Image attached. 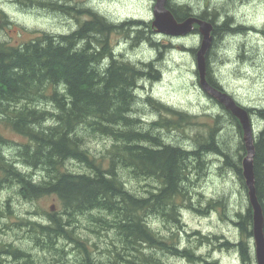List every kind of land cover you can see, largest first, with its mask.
Wrapping results in <instances>:
<instances>
[{
	"label": "trees",
	"instance_id": "16d2710c",
	"mask_svg": "<svg viewBox=\"0 0 264 264\" xmlns=\"http://www.w3.org/2000/svg\"><path fill=\"white\" fill-rule=\"evenodd\" d=\"M22 2L61 14H69L77 6L70 0ZM167 5L178 20L195 12L191 6L171 0ZM87 14L89 17L68 33L37 31L19 43L0 41V189L10 188L32 205L46 195L57 197L59 208L49 209L47 216L34 208L27 216H18L16 225L25 227L29 239L43 251L50 249L55 254L60 248L63 264H163L160 251L191 259L193 252L177 250L173 235L162 237L151 227L150 219L154 218L151 215L160 216L157 218L166 223L180 224L178 211L188 205L186 185L193 171L203 172L211 155L223 158L225 164L231 162L220 140V116H211L206 132H194L193 146L170 143L161 129L186 131L195 121L194 115L147 97L156 110L163 109L169 116L161 114L158 120L144 122L134 107L138 101L133 91L139 79L158 70L153 62L136 63L123 54L114 55L111 46L112 33L130 42L144 39L157 46L150 24L138 19L112 23L103 15ZM199 14L214 24L213 45L230 17L217 24L218 13L205 10ZM10 23L4 13L0 14V28ZM232 23L234 27H224L221 32L246 29ZM190 50L195 55L196 48ZM210 52L207 77L212 85L222 88L212 76ZM256 114L264 122V109ZM232 119L241 132L237 120ZM1 128L25 140L8 138ZM80 133L83 141L86 136H102L110 139L111 146L105 154L95 155L88 146L82 148ZM241 148L245 150L243 142ZM254 148L255 188L264 215V126L255 137ZM74 161L80 169H72L69 163ZM237 172L245 187L241 166ZM129 179L136 181V188L128 186ZM149 179L159 191L152 184L154 192L150 190ZM13 214L12 198L8 197L0 202V226ZM242 218L251 225L245 231L252 236L250 206ZM3 225L8 227V223ZM100 226L113 235V242L111 237L104 249L115 254V259L103 256L98 242L79 240L82 235L76 229L100 234ZM70 243L78 247L77 252H68ZM238 251L243 264H253L248 242L241 241ZM0 264L44 263L22 247L0 243Z\"/></svg>",
	"mask_w": 264,
	"mask_h": 264
},
{
	"label": "rangeland",
	"instance_id": "374dc122",
	"mask_svg": "<svg viewBox=\"0 0 264 264\" xmlns=\"http://www.w3.org/2000/svg\"><path fill=\"white\" fill-rule=\"evenodd\" d=\"M22 1L0 0V14L4 13L11 22L5 28H0V41L19 43L29 39L37 31L68 33L76 29L80 21L89 17L87 11L78 9L79 6L91 7L97 11L96 14L100 16L101 13L112 22L132 18L149 23L151 27L153 19L154 0H70L77 6L69 14L26 6ZM171 1L190 5L195 14L205 10L210 13L216 12L218 13L217 24H222L225 17H230L235 25L246 28L236 33H222L224 27L227 29L234 27L231 22H228L227 26H222L215 36V43L209 50L211 51L209 64L212 76L239 103L248 108H264V33H262L264 32V0ZM247 27L256 28V30ZM153 36L159 45L154 46L147 41L130 42L119 33H112L110 37L112 49L116 54H123L126 59L136 63L153 62L158 70L157 80L143 81L141 88L137 90L139 97L134 106L137 108V115L146 123L158 120L161 114L168 118L169 115L163 109L156 110L150 102H147V96H151L160 104L194 115L195 121L186 131L185 129H175L170 132L161 129L160 131L164 138L171 141L170 143L186 148L194 145V137L191 138L194 132H206L211 116L218 113L220 140L231 160L225 164L223 158L211 155L209 159L207 158L209 162L203 172L199 171L196 174L193 171L194 174L190 175L186 185L190 191L188 205H183L179 209L180 224L166 223L157 218L160 216L151 215L154 218L150 219V224L156 232H159L162 237L173 235V240L176 241L179 249H187L194 253V256H190L191 259H189L183 255L160 251L159 258L163 264H205L203 259L217 260L219 264H243L238 244L244 241L248 242L249 254L253 264H256L253 240L245 231L249 230L251 225L237 215L238 213L247 214L248 208L247 192L237 172V166H240L245 155V150L241 148L242 132H239L237 125L233 122L231 113L222 109L220 104H216L199 86L195 55L190 49L199 46L200 35L197 32H191L184 36H170L155 32ZM169 45L172 47L164 51V48ZM252 120L254 134L257 136L264 122L257 114L252 115ZM1 131L10 139L25 140L11 130L1 128ZM80 134L82 148L88 146L95 155L105 154V149L111 146L108 138L86 136L83 141L84 134ZM69 165L72 169L81 168L76 161ZM149 182L151 191L154 189L159 191L160 188L155 185L153 179H149ZM128 186L136 188L137 183L129 179ZM8 197L12 198L14 214L7 219V222H4L8 223V227H5L4 223L0 226V243L22 247L44 264H63L65 258L62 254L59 255L60 248L55 251V254L50 249L43 251L29 239L25 227L22 229L16 225L19 221L18 216H27L26 212L34 208L44 216H47L46 212L59 208L60 203L57 197L46 195L32 205L15 195L12 189H0V202ZM104 228L99 227L100 234L87 229L85 232L82 228L76 230L82 235L79 239L81 242L85 240L86 243L98 242V251L102 250L103 256L115 259V254L104 249L109 245L111 237L113 242V235L106 233ZM225 241L239 243L237 246H227ZM67 246L68 252L78 251L76 245L70 243Z\"/></svg>",
	"mask_w": 264,
	"mask_h": 264
},
{
	"label": "water",
	"instance_id": "95a60500",
	"mask_svg": "<svg viewBox=\"0 0 264 264\" xmlns=\"http://www.w3.org/2000/svg\"><path fill=\"white\" fill-rule=\"evenodd\" d=\"M168 0H155L152 8L153 19L151 28L154 32L166 35L184 36L196 29L200 34V44L195 52V65L199 86L211 99L216 100L226 110L232 113L239 121L242 137L246 147L243 159L244 183L248 189L249 202L253 209L252 234L255 244V262L264 264V216L262 206L258 199L252 158L254 148L253 120L248 112V107L241 105L224 88L212 85L207 77V54L212 47L213 25L211 22L191 14L178 20L167 5ZM196 25V26H195Z\"/></svg>",
	"mask_w": 264,
	"mask_h": 264
},
{
	"label": "bare ground",
	"instance_id": "6f19581e",
	"mask_svg": "<svg viewBox=\"0 0 264 264\" xmlns=\"http://www.w3.org/2000/svg\"><path fill=\"white\" fill-rule=\"evenodd\" d=\"M190 6V5H189ZM84 11H87V13L88 12H93V13H97V11L95 10L94 11V9L93 8H91V7H84V8H82ZM193 14H195V13H193ZM197 17H201L200 16V14H195ZM100 16H102V14L100 13ZM105 17V16H104ZM106 18V17H105ZM226 18V17H225ZM132 19V18H131ZM202 19V18H201ZM106 20L108 21V19L106 18ZM126 20H128V19H126ZM133 20H137V19H133ZM125 21V20H124ZM207 21H209V20H207ZM110 22H112V21H110ZM122 22V21H121ZM210 22V21H209ZM229 22H231L232 23V21H231V19H230V21ZM112 23H119V22H112ZM213 25V30H214V24H212ZM196 26V25H195ZM234 26V25H233ZM78 28V27H77ZM251 30H256V28H251ZM193 32H197L198 34H199V31L196 29V27H195V29L193 30ZM259 33H260V31H259ZM200 35V34H199ZM171 36H174V35H171ZM154 38V37H153ZM142 41H146V40H142ZM141 41V42H142ZM154 41H156V43H158L157 42V40H156V38H154ZM148 42V41H147ZM149 43V42H148ZM112 45V44H111ZM158 45H159V43H158ZM172 47V46H171ZM171 47H168V49H170ZM197 49V48H196ZM114 51L112 50V53H113ZM114 55L116 54L115 52L113 53ZM106 63L108 64H110V62L109 61H106ZM156 69V68H155ZM158 72V71H157ZM157 72L155 73V71H152L151 73L152 74H147L146 76H144V77H142V79H139L138 80V82H137V87L134 89V91H133V93H134V95H136L137 97H139L138 96V93H137V90L138 89H140L141 88V83L143 82V81H146V80H148V81H155V80H157L158 78H159V74H157ZM140 86V87H139ZM147 97H150L151 98V101H156L155 99H153L151 96H147ZM217 103V102H216ZM219 104V103H218ZM241 104V103H240ZM242 105V104H241ZM224 108V107H223ZM225 109V108H224ZM260 109H264V108H256V107H254V108H248V112H249V114L251 115V118H252V115L253 114H256V111L257 110H260ZM228 111V110H227ZM231 115L237 120V122H238V124H239V121H238V119L231 113ZM240 126V125H239ZM242 137V136H241ZM242 139V142H243V144H244V149H245V155H246V147H245V143H244V140H243V137L241 138ZM173 144V143H172ZM178 145V144H177ZM244 155V156H245ZM244 156H243V158H242V160H241V172H242V177H243V159H244ZM254 157V156H253ZM252 161H253V158H252ZM253 169H254V163H253ZM243 180H244V177H243ZM245 184V183H244ZM245 190H246V192H247V198H248V189H247V187H246V185H245ZM251 207V214H252V224H253V209H252V206H251V204H250V202H249V198H248V207ZM262 206V205H261ZM262 209H263V207H262ZM262 213H263V210H262ZM178 214L180 215V210L178 211ZM238 215V217L239 218H241V216H244V215H246V214H242V213H238L237 214ZM264 216V215H263ZM252 237V240H253V249H254V260H255V244H254V239H253V235L251 236ZM239 243V242H238ZM238 243H236V244H233V243H231V242H229V241H225V245H227V246H233V245H236L237 246V244ZM177 250H179V251H182L181 249H179V248H177ZM185 257V256H184Z\"/></svg>",
	"mask_w": 264,
	"mask_h": 264
}]
</instances>
